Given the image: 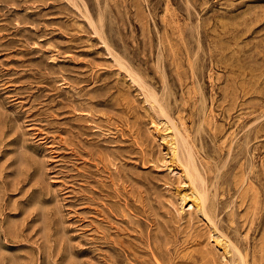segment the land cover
<instances>
[{"label": "rangeland", "instance_id": "obj_1", "mask_svg": "<svg viewBox=\"0 0 264 264\" xmlns=\"http://www.w3.org/2000/svg\"><path fill=\"white\" fill-rule=\"evenodd\" d=\"M0 264H264V0H0Z\"/></svg>", "mask_w": 264, "mask_h": 264}, {"label": "bare ground", "instance_id": "obj_2", "mask_svg": "<svg viewBox=\"0 0 264 264\" xmlns=\"http://www.w3.org/2000/svg\"><path fill=\"white\" fill-rule=\"evenodd\" d=\"M88 20V19H87ZM95 33V32H94ZM132 78V77H131ZM136 78V77H135ZM139 81V80H138ZM139 86V85H138ZM151 88V87H150ZM152 91V90H151ZM156 94V93H155ZM148 101V100H147ZM146 101V102H147ZM161 101V100H160ZM166 122V121H165ZM174 136V135H173ZM172 137V136H171ZM175 137V136H174ZM176 142V141H175ZM176 145V144H175ZM186 145V144H185ZM169 147H170V150L172 151V153H174L173 151H174V149H175V147H173V143L172 144H169ZM177 148V147H176ZM188 148V147H187ZM182 166V165H181ZM169 168H170V166H169ZM171 170V169H170ZM172 172H175V171H172ZM179 173V172H178ZM186 173V172H185ZM193 181V180H192ZM195 189V188H194ZM202 193V192H201ZM200 193V194H201ZM200 194H198L197 192H195L194 193V196H193V198L188 202L189 204H188V211L189 212H191V211H193V210H196V207L197 206H203L204 207V198H203V196H201ZM186 200V199H185ZM181 202H182V200H181ZM203 207H202V209H203ZM182 210V209H181ZM204 212V211H203ZM226 236V235H225ZM229 243V242H228ZM224 244V243H223ZM227 244V243H226ZM227 246V245H226ZM207 255V254H206ZM246 263V262H245Z\"/></svg>", "mask_w": 264, "mask_h": 264}]
</instances>
